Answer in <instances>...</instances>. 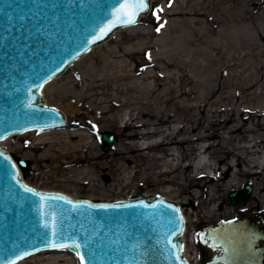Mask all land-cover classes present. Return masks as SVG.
<instances>
[{
    "label": "rangeland",
    "instance_id": "1",
    "mask_svg": "<svg viewBox=\"0 0 264 264\" xmlns=\"http://www.w3.org/2000/svg\"><path fill=\"white\" fill-rule=\"evenodd\" d=\"M134 25L117 28L81 55L67 73L45 84V101L71 116L72 123L17 133L0 145L31 160L33 173L24 180L36 188L89 199L127 198L142 191L178 202L182 214V209L192 210L196 215H191L186 226L188 233L194 234L198 264H203L209 255L198 239L203 223L249 213H260L264 218L262 174L239 175L240 185L224 188L240 167L230 154L248 142H254L259 150L253 159L259 169L264 165V3L152 0L151 10ZM116 50L120 52L111 54ZM141 61L147 64L138 65ZM101 73L110 80L100 89L104 97L98 94L80 100L74 91L94 92L87 83ZM78 75L81 81L75 85ZM128 99L131 113H137L138 108L143 111L136 121L129 118ZM113 114L118 116L116 123L109 119ZM126 121L130 125L122 126ZM148 125L155 128L157 136L163 129L173 141L137 149L136 145L145 141L132 134L145 131ZM101 130L115 135L108 150L100 146ZM66 133L71 136L64 139ZM49 137L58 139V145L52 146L54 140ZM79 143L86 146L77 150L70 147ZM132 145L135 150H130ZM196 145L202 149L203 166L193 171L186 165ZM167 146L174 152L170 158L164 153ZM221 156L225 160L217 163ZM228 159L232 165L226 170ZM159 170L168 173L156 177ZM261 171L264 174V169ZM212 172L217 175L211 176ZM246 183L251 186L248 200L232 204L229 192ZM210 196L215 199L209 200ZM34 254L38 260L27 264H54L49 259L52 254L79 264L69 249L48 248L30 255Z\"/></svg>",
    "mask_w": 264,
    "mask_h": 264
},
{
    "label": "water",
    "instance_id": "2",
    "mask_svg": "<svg viewBox=\"0 0 264 264\" xmlns=\"http://www.w3.org/2000/svg\"><path fill=\"white\" fill-rule=\"evenodd\" d=\"M264 3V0H261ZM150 0H0V141L34 129L72 123L42 95L44 85L117 28L142 21ZM103 150L116 138L98 134ZM31 160L0 145V264L42 249L68 247L79 264H189L183 255L184 217L178 202L134 192L89 199L39 189L24 180ZM251 186L228 194L245 203ZM203 264H264L260 213L203 223Z\"/></svg>",
    "mask_w": 264,
    "mask_h": 264
},
{
    "label": "bare ground",
    "instance_id": "3",
    "mask_svg": "<svg viewBox=\"0 0 264 264\" xmlns=\"http://www.w3.org/2000/svg\"><path fill=\"white\" fill-rule=\"evenodd\" d=\"M151 1L150 0V4H151ZM172 12V11H171ZM183 15V14H182ZM193 15V14H192ZM143 16V14H142ZM180 16V15H179ZM202 16V15H201ZM129 27H131L130 25H128ZM132 26H135L134 24H132ZM126 27V26H125ZM100 43L96 44V45H99ZM95 46V45H94ZM112 52L111 54H115L117 52H120V50H116V51H110ZM85 55V54H84ZM81 58V57H80ZM78 59L74 60L73 63H71V66H73L74 62H76ZM100 60V59H99ZM146 65L147 62L145 61H141V62H138V65ZM71 66H70V69H71ZM138 68V67H137ZM136 71L135 69L132 70V72ZM100 73V72H99ZM136 73V72H134ZM94 74V73H93ZM82 75V74H81ZM99 76H93L95 77L94 79L92 80H89L88 83H87V88L90 89V90H93L94 92L90 93V94H85L83 93V91H79V92H76L74 91L75 95L79 97V99H86L87 97H89L90 95H93V98H96V95L100 94V96L102 95L104 97V93L100 91V89L106 85H108L110 83V80L107 76V74H104L101 75L98 74ZM81 81V77L78 75L77 76V81L75 82V85L76 84H79V82ZM83 84V82H82ZM46 85H44V87L42 88V95L44 97V88H45ZM85 86V85H83ZM108 88V86H107ZM72 89V87H71ZM77 89V88H76ZM80 89V88H79ZM83 89V88H82ZM99 89V90H98ZM45 92V91H44ZM99 96V97H100ZM77 97V98H78ZM44 99V98H43ZM45 100V99H44ZM105 100V99H104ZM109 100V99H108ZM135 100V99H134ZM95 101V100H93ZM122 101V100H121ZM133 101V100H132ZM137 101V100H136ZM112 102V101H111ZM125 103L129 106L130 108V112H129V118L130 119H133L136 121V119L139 117V115L143 114V111L142 109H139L138 108V112L133 114L131 113V110H132V106L129 104V99L125 101ZM106 104V103H105ZM138 104V103H137ZM115 105V104H114ZM118 106V105H117ZM112 107V106H111ZM115 107V106H114ZM119 107V106H118ZM102 109V108H101ZM105 111V110H103ZM234 111V110H233ZM133 112V111H132ZM236 112V111H235ZM238 112V111H237ZM246 113V112H245ZM64 114L66 116H69L67 113L64 112ZM99 114V112H98ZM237 115V113H236ZM103 116V114H102ZM166 117V116H165ZM118 118V116H116L115 114L111 115L109 117V119H112V121H114V123H116V119ZM239 118V117H238ZM121 119V118H120ZM160 119V118H158ZM240 119V118H239ZM122 120V119H121ZM159 122V121H158ZM119 123V122H118ZM121 124L124 123V122H120ZM133 123V122H132ZM131 123V124H132ZM148 124L150 122H145L142 121V124ZM236 123V122H235ZM120 124V125H121ZM69 125V124H68ZM116 125V124H114ZM118 125V124H117ZM128 126L130 124H128V122L126 121L124 124H122V126ZM145 126V125H144ZM143 126V127H144ZM155 126V125H154ZM94 127V126H93ZM142 127V126H141ZM159 129V128H158ZM231 129V128H230ZM155 130V128H154ZM152 129H150V126L148 125V128L145 129V131L143 132H138V133H134L132 135H136V136H139L142 139H144L143 141H145L143 144H137L136 147L137 149H141L143 146H146V147H153V146H156V145H163V144H169L171 143L173 140H171V138H169V135L167 132H164V130H160V132H158V136H157V133H155ZM174 130V129H173ZM226 130V129H225ZM223 130V131H225ZM229 130V129H228ZM170 131V130H168ZM172 131V130H171ZM220 131V130H219ZM174 132V131H172ZM171 132V133H172ZM77 133V132H75ZM69 135L71 136L70 133H66L64 134V139H66L67 137H69ZM78 134H75V136H77ZM174 135V134H173ZM210 135V134H209ZM82 136V135H81ZM80 136V138H81ZM230 136V135H229ZM216 137V136H215ZM50 139H52L54 145L52 146H55V145H58L56 143V140L58 139H55L54 137H49ZM179 138V137H178ZM213 138V137H212ZM62 139V138H61ZM154 139V140H153ZM228 139V138H227ZM69 141V140H68ZM71 141V140H70ZM250 141V140H249ZM237 142V141H236ZM71 143V142H70ZM238 143V142H237ZM262 145V144H261ZM84 146H86L85 144H82V143H79V144H76V145H72L70 146L71 148H74L77 150V148H84ZM209 146V145H208ZM207 146V147H208ZM91 147V146H90ZM135 145H132L130 147V150H135L136 149ZM168 147V146H167ZM212 147V146H211ZM58 149V148H57ZM115 150V149H114ZM126 150V149H125ZM146 150V149H145ZM82 151V150H81ZM84 151V150H83ZM191 151V150H190ZM201 151L202 149L200 147H198L197 145L194 146V151H193V156L189 158V162H187V165L186 167H189L190 166V169H192L193 171H195V167L199 168V167H202L203 165L201 164V161H200V154H201ZM261 151V150H260ZM66 152V151H65ZM259 152V150L257 149V146L253 143H250L248 142V144H245L243 145L241 148H239L238 151H235L234 153H231L230 155L233 157L232 159L234 160L235 164L237 165H240V167H238V169L236 171H233V173L231 174L230 178L224 183L225 187L224 188H233L234 186H237V185H240L241 183V180L239 179V175H243V174H249V175H257V177H259V175L262 174V176L264 177V174L263 172L261 171L262 169H264V165L261 164V169H259V164L256 160H253L254 158L257 159V156H256V153ZM264 152V151H262ZM67 154L69 153V150L66 152ZM165 153V156L166 157H172L174 155V152L172 150V148H167L166 151H164ZM191 153V152H190ZM225 154V153H224ZM223 154V155H224ZM13 155L15 156V154L13 153ZM221 155V154H220ZM17 156V155H16ZM188 158V157H187ZM225 160V157L224 156H221V157H218L217 159V163H219L220 161H224ZM132 162V161H131ZM225 165H226V170L229 169V167L232 165L231 161L228 159V161L226 160L225 162ZM261 163V162H260ZM190 164V165H189ZM205 164V163H204ZM206 165V164H205ZM31 166L32 168L35 167L33 166V163H31ZM235 167V165H234ZM218 168V166H217ZM158 169V168H157ZM204 169V168H203ZM199 169H197L198 171ZM201 170V169H200ZM192 171V172H193ZM168 173V170L167 171H164V170H159L157 172V175L156 177L158 176H163L164 174H167ZM226 173V172H225ZM217 173H214L212 172V175L211 176H216ZM154 177V176H153ZM193 177V176H192ZM24 178H26V176H24ZM161 178V177H160ZM219 178V177H218ZM125 181V180H124ZM89 182V181H88ZM123 182V181H122ZM192 182H193V179H192ZM132 184V183H131ZM262 184V183H261ZM118 186V185H117ZM261 186V185H260ZM117 188V187H116ZM216 188V187H215ZM261 196V195H260ZM260 198V197H259ZM215 197L213 196H210L209 200H214ZM183 211V215H184V219H185V225H187V222H189L190 220H192L191 218V215H196V213H194L192 210L190 211H185L184 209H182ZM209 211H211V209H208V213H210ZM208 213L204 214V216H208ZM212 214V213H211ZM194 220V219H193ZM185 233L183 235V239H184V247H183V254L184 256L186 257V259L188 260L189 264H198V260H197V255H196V249H195V246L193 245V242H194V234L193 233H188V229H187V226H185ZM190 232V231H189ZM63 250H67L69 249L68 247H63L62 248ZM55 250V249H54ZM70 250V249H69ZM71 251V250H70ZM50 252V251H49ZM73 254H75L77 256V252H73L71 251ZM44 253V252H43ZM52 253V252H51ZM37 255H29L27 257H21V258H18L14 261V263L12 264H24L26 262H36L38 260V258L36 257ZM63 256L61 255H58V254H52V256L49 257V259H51L53 261L54 264H70V260H64L62 259ZM37 259V260H36ZM27 264V263H26Z\"/></svg>",
    "mask_w": 264,
    "mask_h": 264
}]
</instances>
